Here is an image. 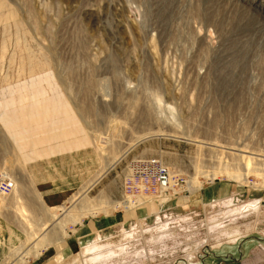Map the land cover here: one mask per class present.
<instances>
[{"label":"rangeland","instance_id":"obj_1","mask_svg":"<svg viewBox=\"0 0 264 264\" xmlns=\"http://www.w3.org/2000/svg\"><path fill=\"white\" fill-rule=\"evenodd\" d=\"M50 1L0 0V264L53 225L25 264H264V9L141 0L102 30L90 7L78 46ZM146 160L159 198L129 182Z\"/></svg>","mask_w":264,"mask_h":264},{"label":"bare ground","instance_id":"obj_2","mask_svg":"<svg viewBox=\"0 0 264 264\" xmlns=\"http://www.w3.org/2000/svg\"><path fill=\"white\" fill-rule=\"evenodd\" d=\"M60 1H58V2H60ZM240 1L244 5H246L251 12L252 11L256 12V14L259 11L262 12L264 9V1L263 0H240ZM49 2H51V1L49 0ZM66 2L63 1V3H66ZM68 2H71V1L68 0ZM59 4H61V3H59ZM116 4H117V6H116ZM73 5H74L73 3H68L67 7H69V9L67 7L66 8L69 10V13H67V14L61 13L60 15L62 17H60V15H59V17L57 19L58 21L53 19V17L48 16V32H50L52 29H56V31L62 30V34H60L61 37L59 35L60 39H63V37H67V36L69 37V35L66 33L72 32L71 34H75V36L71 35L70 41L73 45H78V46L83 45V43H84V41L82 39V34H83L82 32L85 31L86 29H91L88 22L91 23V25L93 23V20L91 19L92 15H93V10H86V9L93 7L92 9L95 8L97 10V12H99L101 14L102 17L101 18L99 17L100 20L99 19H97V20L100 21V23L98 22V24H100V26L101 25L103 26V27H101L102 30L105 27L107 28V30H114V29L115 30L116 29L123 30L122 28L120 29L119 26L117 27V24H116V17L117 16H120L121 18H123L125 20L126 19L125 15L127 13H129L130 10H135L136 12H138V10H140L141 12H143L142 11L143 5H142L141 0H80V2L75 4V7H73ZM68 10H66V11H68ZM64 11H65V9H64ZM51 12H52V14H53V12L58 14V12L60 13V10L58 9V6L56 4L48 3V15H51ZM94 12L96 13V11H94ZM96 14H98V13H96ZM55 17H56V15H55ZM52 19H53V21L55 20L56 23H53ZM143 22H144V24H143ZM141 23L143 25L142 26L143 30L146 29L147 20L145 18V15H144V17H142ZM128 24H129V22L126 23V25H128ZM100 26H98V27H100ZM64 32H66V33H64ZM73 32H77V33H73ZM49 36H48V41L50 43L49 44L50 46H54V45L59 44L60 39L58 37L57 38L59 39V41L57 39L55 41L54 40L55 38L50 39L52 36L50 38H49ZM85 36H87V35H85ZM72 40H75V41L73 42ZM252 43H253V38H252V36H250L248 46H250ZM106 53L107 54L105 56L111 55V54L109 55V52H106ZM131 53H134V51L129 50L128 54L126 56L130 57ZM238 53H240V55H242L244 58V55L241 52H238ZM56 55H58V51H57ZM113 60L111 59V56H110V62H112ZM244 88H245V86H244ZM132 169H133V176L129 180L130 184L131 185L141 184L143 186V189H144L143 191H145L147 193V196L154 194V196H158V198H159L162 195L166 194L170 190V188H171L170 172L160 162L154 161V160L139 161V162H136L133 164ZM151 186H153V189H151ZM139 192H140V188H139ZM86 193H87V190L84 191V193H83L84 197L86 196ZM130 204L133 206V203H130ZM130 204L124 203L121 205H125V207L128 208V207H130L129 206ZM115 205H116L115 207H118L117 204H115ZM65 237H66L65 228L53 225L51 228H48L47 232H45L40 238L37 237L36 239L31 241L30 245L25 250H18L19 254L16 255L12 261H9L8 264H25L26 263L25 260L27 258H29L30 256L38 257L41 251L46 250L50 246L57 244L58 242L62 241V239ZM30 240H32V237ZM30 240L28 239L27 241L29 242Z\"/></svg>","mask_w":264,"mask_h":264},{"label":"crops","instance_id":"obj_3","mask_svg":"<svg viewBox=\"0 0 264 264\" xmlns=\"http://www.w3.org/2000/svg\"><path fill=\"white\" fill-rule=\"evenodd\" d=\"M27 149H28V151H30L29 148H27ZM28 151L24 150V153H26ZM38 186H39V189L41 190V191L40 190L39 191L41 192V194H43V196H44V198H45V200H46V202L48 204H51L52 202L57 200L55 198V196H52L51 194H48V187H47L48 183L42 182V183H39ZM256 264H259V263H256Z\"/></svg>","mask_w":264,"mask_h":264},{"label":"built area","instance_id":"obj_4","mask_svg":"<svg viewBox=\"0 0 264 264\" xmlns=\"http://www.w3.org/2000/svg\"><path fill=\"white\" fill-rule=\"evenodd\" d=\"M69 1H71V2H67V3H73V4H77L78 3V0H69ZM79 2H80V0H79ZM52 4H56L58 6V2L57 1L53 2ZM3 187H7V185H5L0 179V188H3Z\"/></svg>","mask_w":264,"mask_h":264}]
</instances>
